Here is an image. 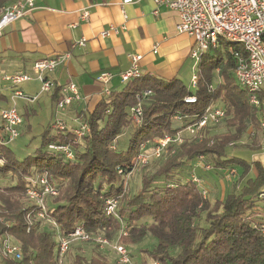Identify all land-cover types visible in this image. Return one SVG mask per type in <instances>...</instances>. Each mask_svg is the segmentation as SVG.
Returning <instances> with one entry per match:
<instances>
[{
    "label": "trees",
    "instance_id": "obj_1",
    "mask_svg": "<svg viewBox=\"0 0 264 264\" xmlns=\"http://www.w3.org/2000/svg\"><path fill=\"white\" fill-rule=\"evenodd\" d=\"M12 1L0 0V7ZM209 50L214 53L209 55ZM234 66L235 59L225 44L222 50L209 48L199 54L195 87L176 77L162 79L142 74L120 89L105 93L90 112L76 107L71 110L72 103L63 112L86 124L80 137L73 132V120L69 121L73 125L65 121L64 129L52 131L56 103L62 97L56 85L50 94V121L35 148L24 150L23 157H19L9 142H0V233L21 250V258H6L0 264H58L57 236L76 226L110 243L134 246L132 253L129 250L132 264H264V234L260 228L264 223V202L259 197L264 192V167L259 160L227 153L229 146L244 145L252 150L261 147L260 110L249 103L247 91L234 76ZM215 71L221 80L209 88ZM146 88L151 93L142 100V120L136 125L132 123L130 107ZM185 96H195L196 100L186 103ZM7 100L8 96L0 91L3 108L10 105ZM212 104L225 108L223 122L207 124L196 134L183 132L182 141L169 143L163 157L136 163L141 143H146L148 152L156 138L183 129L184 123L175 120V114L201 115ZM22 108L18 110L22 116L20 130L34 111ZM219 126L224 131L214 132ZM1 128L0 119V137L4 138ZM126 128L130 129L126 142L117 147V139ZM26 129H30L28 123ZM249 131L254 132L253 137ZM246 135L251 142H242ZM50 143L67 145L72 157L49 149ZM199 155L210 161V169L217 173L238 169L232 189L224 196L203 197L190 177ZM136 167L142 172L141 182L131 193L129 175ZM194 174L200 178L203 175L198 171ZM41 175L57 189V195L46 200L47 218L55 225L35 220L37 206L25 202L31 180ZM109 198L117 199V216L105 212ZM27 214L33 219L31 224ZM148 239L154 245L141 247ZM76 242L91 246L88 256L72 248ZM139 252L143 256L136 258ZM117 258L108 246L74 241L63 264H121Z\"/></svg>",
    "mask_w": 264,
    "mask_h": 264
},
{
    "label": "built area",
    "instance_id": "obj_2",
    "mask_svg": "<svg viewBox=\"0 0 264 264\" xmlns=\"http://www.w3.org/2000/svg\"><path fill=\"white\" fill-rule=\"evenodd\" d=\"M36 0H13L10 3L0 7V35L3 29L13 23L18 18L24 16L34 9ZM121 9L132 0H119ZM155 5H166L168 8L177 12L178 21L175 25L178 33H184L194 39V48L191 56L199 58V54L209 48H222V41H226L228 51L235 59L234 76L238 84L247 91L249 103L259 108V126L262 133L261 150L264 152V98L261 97L264 88V0H154ZM157 9L153 10L156 13ZM89 12L84 10L81 13L83 19L88 17ZM117 28L109 27L108 30L101 32L102 36L110 32H116ZM75 44L84 45V39H80ZM157 45H154L153 52ZM69 54H57L43 57L32 63L31 69L34 77L40 82L39 91L35 95H25L19 88V84L32 78L31 73L27 71H18L3 78L13 89L11 94V103L9 106L0 110V119L2 121L0 142L7 143L18 137L22 116L15 104V99L23 98L27 101H34L41 94L49 93L56 84L48 77L61 65ZM142 58L140 54H128L129 67L119 74L121 83L141 76L139 61ZM113 77L112 73L101 72L97 80L105 85ZM197 73L191 76V87H195ZM213 83L209 88H213ZM105 88V87H104ZM105 93L109 90L103 89ZM62 97L56 103V109L63 113L64 109L73 102L79 101L81 95L75 83L69 82L60 86ZM151 90L146 88L141 94L136 95V102L130 107V114L133 124H140L142 120L141 103L145 96L149 95ZM186 103H193L195 96H185ZM226 117L225 108L222 105L212 104L206 107L201 115L175 114L174 119L184 123L183 129L175 133L164 134L155 139L151 153L146 151V143L140 144V151L136 155V163L145 164L150 157H160L169 143H180L182 133L196 134L207 124H219ZM75 126L73 132L76 137H80L86 131V124L78 118H74ZM66 127L65 120L62 117H56L54 128L62 130ZM5 140V141H4ZM48 148L54 151H62L66 157H72L70 148L65 144L50 143ZM197 165H202L204 169H210V164L205 162L203 155H199ZM121 173V169H118ZM236 172L234 168L228 171L232 175ZM192 180L201 189L203 197H207L208 190L204 180L194 173L190 176ZM32 185L26 189L25 201L35 204V220L55 222L47 218L46 199L57 195V189L52 186L45 175L31 180ZM264 202V192L259 194ZM117 199L109 198L105 201V212L108 215L117 216ZM27 222L31 224L33 219L27 214ZM264 234V223L260 224ZM125 233V232H124ZM74 241H94L100 247L109 245L110 242L101 235H92L85 231L82 226H76L66 234L57 236V259L58 264H63L65 253L68 251L71 243ZM113 249L117 253V261L121 264H132L127 246L119 242L113 244ZM21 258L20 246L13 243L8 236L0 233V263L6 258ZM150 264H161L159 261H153Z\"/></svg>",
    "mask_w": 264,
    "mask_h": 264
},
{
    "label": "crops",
    "instance_id": "obj_3",
    "mask_svg": "<svg viewBox=\"0 0 264 264\" xmlns=\"http://www.w3.org/2000/svg\"><path fill=\"white\" fill-rule=\"evenodd\" d=\"M155 9L157 12L153 13ZM84 10L89 12L85 19L81 17ZM177 21L175 10L155 5L154 0H132L123 11L119 0H36L33 10L6 26L0 35V66L4 65L0 91L4 93L10 86L3 78L5 75L27 71L34 77V61L63 53H68V58L48 77L58 86L76 84L81 99L73 102L71 110L76 107L90 112L105 94L103 89H120L119 74L129 67L130 53L142 56L139 65L143 74L180 79L195 58L190 54L194 39L176 31ZM111 26L117 31L102 36L101 32ZM82 38L84 45L75 44ZM104 71L113 75L105 85L97 80ZM217 79L218 82L221 77ZM21 91L27 96L35 95L39 88L29 92L21 86ZM51 92L45 93L50 107ZM262 92L264 98V88ZM41 95L31 102L24 99L22 105L33 108ZM7 96L11 103V94ZM62 114L69 121L74 119L72 114ZM259 133L263 139L261 130Z\"/></svg>",
    "mask_w": 264,
    "mask_h": 264
},
{
    "label": "rangeland",
    "instance_id": "obj_4",
    "mask_svg": "<svg viewBox=\"0 0 264 264\" xmlns=\"http://www.w3.org/2000/svg\"><path fill=\"white\" fill-rule=\"evenodd\" d=\"M225 42L226 41H222V48L225 46V44H226ZM222 48H220V50H222ZM213 53H214L213 50H209V52H208L209 55H211ZM197 63H198V58L193 59V61L191 62V67L189 66L188 71L181 74L180 81L183 84H185L187 86H191V84H190L191 75H192V73L196 72ZM192 67H194L193 71L191 70ZM2 69H4L3 64H2V67L0 66V72H2ZM217 76H219V73L215 71L214 75H213V77L215 78L214 83H215V81L218 80ZM0 83H1V81H0ZM30 84H31V86L28 87ZM123 85H124V83H121L120 87H122ZM21 86L24 87L26 89V91H29V92L32 91L33 92L39 88L40 82L32 76V78L29 81L19 84L20 89H21ZM12 92H13V89L10 86H7L5 88L4 93L6 95L12 94ZM24 103H25L24 99H16L15 100L16 107L20 111L23 110L22 106L24 105ZM0 104H3L2 107L0 106L1 108H3L5 105L4 102H2ZM33 106H34L33 107L34 111L29 116V119L27 121L26 120L24 121V123L21 127V130L19 132V136L16 137L14 140L9 141V144H8L9 147H11L12 149L15 150L17 156H19V157H23V154L25 152L24 150H28V149L33 150L35 148V145L40 140L39 139L40 134L42 133L46 123L50 121V115H49L50 114V106H49V101L46 100L45 94H43V96L41 95V97L39 98V101L35 102ZM60 114H62V112L56 109V117H62ZM64 118H62V119H64ZM64 120L67 122L68 125H73L69 122V120H67V119H64ZM27 123L30 125L29 130L26 129ZM52 131H55V128H53ZM129 131H130V129L126 128L125 131L123 132V134L119 136V138L117 139V142H116L117 147H123L124 142H126V139L128 136L127 133H129ZM223 131H224L223 126H219L214 130V132H219V133H221ZM249 134L251 135V137H253L254 132L249 131ZM32 135H35V137L32 138V140H30L31 139L30 137ZM258 136L260 137L259 141H260V146H261V142H262L261 134L258 133ZM249 138L250 137H248L247 135L244 136L242 138V142H245V141L251 142V139H249ZM29 141H30V143H29ZM259 150H252L248 146H244V145H236V146H229L227 148V153L238 156V157L245 158L246 160H249V161L254 160V159L259 160L264 167V152L259 151ZM149 153H151V150L148 151V154ZM161 157H163L162 154L160 155V157H153L152 156L149 158L148 162L151 159H158ZM205 161L207 163L211 164L210 161H208V160H205ZM137 164H139V163H137ZM201 166L197 165L196 167H194L193 173H196L197 171L203 173L202 178L204 177L203 180H204V183H205L206 188L208 190L207 198L208 197L209 198L222 197L228 191H230L232 189L233 184L235 183V180H236V176L238 174V169L234 168L236 170V172L234 174L230 175V174H228V171L231 168L229 170H227L225 172V174H222V173H217L216 171L211 170V169L210 170L204 169V167H201ZM149 168H150V166L146 167V169H144V171L148 170ZM141 173L142 172L136 167L134 169V171L129 175L130 177H129L128 186H129L131 193H133L140 186ZM262 189L264 190V184H263ZM48 200L51 201L50 198H48ZM46 222H47V220L43 221L42 224L45 225ZM153 242H154L153 240L148 239L144 242V244L141 247L151 248L154 245ZM114 243L115 242H112L106 246L109 247V251L111 252V255L113 257L114 256L116 257V253L114 252V249H113ZM130 247H132V248H130ZM72 248L77 249L79 252L84 253L87 256L89 255L88 253L91 250V246L88 245L87 243L81 244V243L76 242V243H74ZM127 249L130 250L132 253V251H133L132 249H135V248H134V246H128ZM135 256L136 255H134L133 257H135ZM142 256H143L142 252H139V255L136 256V258H138V257L141 258Z\"/></svg>",
    "mask_w": 264,
    "mask_h": 264
}]
</instances>
